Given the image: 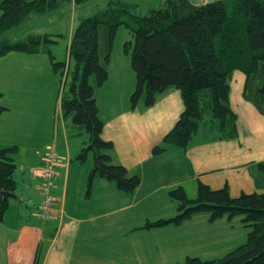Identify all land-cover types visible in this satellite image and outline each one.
<instances>
[{
	"label": "trees",
	"instance_id": "obj_1",
	"mask_svg": "<svg viewBox=\"0 0 264 264\" xmlns=\"http://www.w3.org/2000/svg\"><path fill=\"white\" fill-rule=\"evenodd\" d=\"M69 1L0 0V59L8 52L45 53L53 71L64 76V86L70 78L66 90L62 85L59 88V120L69 124L77 136H86V145L76 160L82 163L90 153L89 180L103 179L124 193L139 185L137 175L112 163L113 144L102 137L104 122L93 96L94 89L108 78L114 36L120 25L133 38L122 45L136 80L131 108L139 102L152 106L158 95L170 88L180 92L183 110L161 144L153 147V155L168 147L185 149L197 132L205 107L211 109L210 123L219 138L235 137L236 115L229 97L234 71L246 77L243 97L264 115V0H163L143 16L135 5L109 0L104 8L80 19L68 42L67 62H55L47 45L56 43L52 38L56 35L24 33L22 26L53 14ZM79 1L84 0L71 3ZM19 29L23 32L20 38L11 41L9 36ZM4 111L0 105V115ZM16 153V146L0 148V221L15 195ZM249 169L257 188L264 189V161ZM168 194L178 202L176 216L147 222L141 228L178 226L197 214H206L209 221L240 217L248 228L245 243L222 257H187L183 264H264V193L233 197L227 185L212 189L198 182L194 199H188L181 186Z\"/></svg>",
	"mask_w": 264,
	"mask_h": 264
},
{
	"label": "crops",
	"instance_id": "obj_2",
	"mask_svg": "<svg viewBox=\"0 0 264 264\" xmlns=\"http://www.w3.org/2000/svg\"><path fill=\"white\" fill-rule=\"evenodd\" d=\"M111 57L108 78L94 89L93 96L104 122L102 137L113 144L112 163L137 175L139 185L133 192L124 193L103 179L89 180L90 153L84 162L76 160L86 145V136L79 137L69 124L53 120V138L49 141L62 160L56 168L54 195L56 211L62 217L41 225L34 216L40 201V181L27 170L43 167L45 148L50 145L46 140L39 141L40 136L26 143L24 149L14 145L15 195L0 221L4 264H165L176 254H181L176 258L186 259V250L195 241L210 251L198 255L206 259L220 258L245 243L248 229L238 217L209 221L206 214H197L178 226L141 228L151 222L148 217L141 220L144 213H149L147 203L154 196L164 195L155 193L183 181L189 186L182 185L187 192L200 182L212 189L227 185L233 197L264 193L255 185L249 169L264 161V115L243 97L245 75L234 71L229 82L230 108L236 115L234 138H219L209 121L208 126L198 127L185 149L168 147L153 155V147L161 144L183 110L180 92L170 88L159 94L152 106L139 102L131 108L130 96L136 83L133 72L126 68V59L122 65L119 58L116 67ZM6 147L8 143L0 141V148ZM169 172L164 183L155 184L160 174ZM169 210L167 214L172 216ZM121 213H125L122 218ZM109 216H113L111 224L101 221ZM156 231L167 236L176 233L180 241L185 236L187 242L171 253L168 239L155 240ZM188 231L195 233V238H189ZM152 247L154 255L149 252Z\"/></svg>",
	"mask_w": 264,
	"mask_h": 264
},
{
	"label": "rangeland",
	"instance_id": "obj_3",
	"mask_svg": "<svg viewBox=\"0 0 264 264\" xmlns=\"http://www.w3.org/2000/svg\"><path fill=\"white\" fill-rule=\"evenodd\" d=\"M109 0H84L78 3L72 4L69 1L61 4L62 8L55 11L53 14L42 15L34 18V22L29 23L25 28L24 33L32 31L33 34L38 35H56L52 37L56 43L48 44V49L53 56L55 62H67V46L69 39L80 22V19L88 17L95 13L97 10L104 8ZM123 2L135 5V9L139 15H144L149 8L158 7L163 0H121ZM195 2H208L214 0H194ZM38 17V16H36ZM21 27V28H22ZM19 32H15L12 36H9L11 41H15L20 38V34L23 32L19 29ZM10 34V33H9ZM8 34V35H9ZM133 40L131 33L125 26L120 25L116 29L114 36V47L112 50L111 62L117 67V61L120 58V63L123 65V60L126 59V68L131 72L129 64V54L126 55L122 50L124 42ZM122 72V71H121ZM123 76V75H122ZM64 76L60 72H54L50 63V58L45 53L40 54H26L20 52H8L5 56L0 59V105L3 106L6 111L0 115V141L8 143L9 147L18 145L19 147L26 146V143H30L33 140L39 138V141L46 140V145H53V142L49 141L53 138V120H59V88L62 85L66 90L69 82V77L66 78L65 86L62 84ZM133 79L135 75L133 73ZM93 79L90 80V83ZM62 87V88H63ZM264 107V105H263ZM211 109L205 107L203 110V117L199 122V127L212 120ZM40 134V135H39ZM43 144H41L42 146ZM90 158V155H88ZM171 167V166H170ZM169 173H162L157 177L156 185L164 183L170 176ZM108 182V181H107ZM170 182V181H168ZM111 183V182H110ZM113 184V183H112ZM185 188H189L186 181L182 182ZM178 184L166 188V190H160L164 192L162 198L152 197V200L147 203L149 213H144L141 220L148 217L149 221L155 222L160 219L167 220L168 217L173 218L177 214V201L169 197L168 192L177 187L181 186ZM100 189V187H99ZM188 199H194L196 196L197 188H192L191 191L187 192L184 189ZM191 193L195 195L190 196ZM110 193H107V195ZM105 200V199H104ZM109 203V197L107 196L106 204ZM173 212L172 216H168L167 211ZM142 212V211H139ZM143 213V212H142ZM125 213H121V218ZM120 218V221H121ZM113 219V216L105 217L103 220L107 224H111L109 221ZM240 221V217L237 218ZM32 223L34 222L31 220ZM100 221V222H101ZM118 219L115 221L117 222ZM188 221V220H187ZM184 221L183 224L187 223ZM171 225V224H170ZM168 226V225H165ZM162 226V227H165ZM175 226V225H173ZM159 228V227H157ZM247 228V227H246ZM248 229V228H247ZM176 233L169 232V236L166 232L156 231L155 240L168 239L171 253H176L178 246L184 247V243L187 242L185 236L180 241L176 237ZM187 235L189 238H195V233L188 231ZM138 236V235H137ZM137 240V239H136ZM138 240L141 241V236H138ZM134 242V241H132ZM4 239L0 236V246L2 248ZM175 245H174V244ZM191 244V243H190ZM187 244L186 247H189ZM197 246H196V245ZM5 249V248H2ZM188 257H198L204 253L210 251L198 245L194 242L193 246H190L186 250ZM150 255H154L153 247L149 249ZM176 254L168 258L165 264H183L185 257L176 258ZM202 258V259H201ZM201 260H213L201 257ZM5 262V253L0 249V264ZM129 264H134L131 262Z\"/></svg>",
	"mask_w": 264,
	"mask_h": 264
},
{
	"label": "built area",
	"instance_id": "obj_4",
	"mask_svg": "<svg viewBox=\"0 0 264 264\" xmlns=\"http://www.w3.org/2000/svg\"><path fill=\"white\" fill-rule=\"evenodd\" d=\"M45 161V167L38 172L35 169L29 170L33 176H39L42 180V184L40 185L42 201L38 213V217L41 221H45L52 217L54 211V197L52 195L53 178L55 175V167L59 164V157L52 147L48 148Z\"/></svg>",
	"mask_w": 264,
	"mask_h": 264
},
{
	"label": "water",
	"instance_id": "obj_5",
	"mask_svg": "<svg viewBox=\"0 0 264 264\" xmlns=\"http://www.w3.org/2000/svg\"><path fill=\"white\" fill-rule=\"evenodd\" d=\"M3 194V193H2Z\"/></svg>",
	"mask_w": 264,
	"mask_h": 264
}]
</instances>
